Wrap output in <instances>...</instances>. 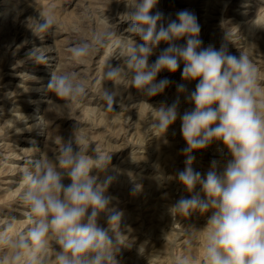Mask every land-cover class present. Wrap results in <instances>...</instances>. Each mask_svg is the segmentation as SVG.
<instances>
[{
    "label": "clouds",
    "instance_id": "9594fccd",
    "mask_svg": "<svg viewBox=\"0 0 264 264\" xmlns=\"http://www.w3.org/2000/svg\"><path fill=\"white\" fill-rule=\"evenodd\" d=\"M157 4L158 0H127L128 11L121 16L127 24L123 32L104 16L103 29L70 46V57L83 64L102 48L119 47L123 59L115 66L105 61L103 80L114 89L127 86L139 94L143 98L139 103L155 115L149 128L162 133L160 137L179 118L185 167L175 179L189 196L179 199L169 213L173 218L207 219L203 228L185 230L189 247L199 239V258L186 253L175 264H264V83L259 69L243 51L239 56L230 54L226 44L219 49L202 48L200 25L193 13L180 11L174 20L166 21L162 13L153 12ZM56 24L51 9L26 22L40 40L51 35ZM161 44L167 46L150 64L149 58ZM49 52V47L34 46L27 56L35 65H47ZM181 64L182 81L196 82L185 96L192 110L182 115L179 99L159 107L149 103L172 83L167 77L157 81L158 74H175ZM87 89L86 81L75 72L52 71L47 91L61 103L50 101V111L62 116L65 109L86 98ZM176 91L178 97L185 95V83L177 84ZM117 95L104 85L100 89L101 99L110 108ZM48 123L41 120L42 127ZM85 140L74 134L65 143L58 137L53 159L29 158L23 165L19 198L26 209L22 221L26 230H19L21 222L15 216L0 220V264H120L117 254L125 244L118 237L126 236L119 231L123 211L108 194L112 177L100 181L92 175L93 170L109 168L111 154H90L83 147ZM214 143L220 145L217 158L201 174L193 167L194 153ZM169 179L157 176L161 182ZM101 217L107 227L100 226Z\"/></svg>",
    "mask_w": 264,
    "mask_h": 264
},
{
    "label": "rangeland",
    "instance_id": "374dc122",
    "mask_svg": "<svg viewBox=\"0 0 264 264\" xmlns=\"http://www.w3.org/2000/svg\"><path fill=\"white\" fill-rule=\"evenodd\" d=\"M49 9L54 10L57 24L51 35L40 34L44 36L40 40L26 22L28 18L38 19L40 11ZM184 10L198 19L202 48L219 49L226 44L232 55L239 56L243 51L256 64L264 83V0H158L153 12L159 11L167 21ZM127 11V0H0V220L15 216L21 222L17 225L19 230H26L22 223L26 209L19 198L23 165L29 158L53 159L58 137L67 143L74 134L83 136V147L90 154H111L109 168L103 172L93 170L92 175L100 181L112 177L108 194L116 198L114 205L123 211L119 231L126 236L118 237L125 244L117 254L120 264H175L186 253L199 258V239H194L189 247L185 230L190 226L203 228L207 219L198 215L173 218L169 213L179 199L189 196L175 179L185 167L180 150L186 145L180 135L179 118L160 137L162 133L149 128L155 115L146 104L139 103L143 98L127 86L114 89L103 80L105 61L110 60L115 66L123 59L119 47L102 48L83 64L74 62L68 52L70 46L101 31L104 16L117 25L118 32H123L127 24L121 16ZM125 35L134 38L131 33ZM183 43L179 41L180 45ZM34 46L50 48L47 65H35L28 59ZM166 46L157 47L149 58L150 64ZM182 67L181 64L175 74H158L157 81L167 77L172 83L149 103L159 107L179 99L181 115L192 110L185 96L195 89L196 82L182 81ZM61 70L75 72L86 81L88 89L79 105H72L58 116L50 111L49 102H61L47 91V84L52 71ZM179 83H185L187 93L178 97ZM103 85L118 92L113 108L101 99ZM41 120L48 125L42 127ZM218 147L214 143L194 153L193 167L205 174L210 161L217 158L213 154ZM30 148L38 151L32 154L26 150ZM161 174L172 179L158 181ZM99 224L107 227L103 217ZM112 228L115 230L116 225Z\"/></svg>",
    "mask_w": 264,
    "mask_h": 264
},
{
    "label": "bare ground",
    "instance_id": "6f19581e",
    "mask_svg": "<svg viewBox=\"0 0 264 264\" xmlns=\"http://www.w3.org/2000/svg\"><path fill=\"white\" fill-rule=\"evenodd\" d=\"M6 15V14H5ZM208 19V18H207ZM239 29V28H238ZM264 51V50H263ZM187 93V92H186ZM189 104V103H188ZM219 148V147H218ZM217 149V148H216ZM213 151H215V150H213ZM217 151V150H216ZM216 151L214 152V154L213 153H211V154H213V156L215 155V157H216ZM206 152H207V150H206ZM212 152V151H211ZM203 155V154H202ZM201 161V160H200ZM178 235V234H177Z\"/></svg>",
    "mask_w": 264,
    "mask_h": 264
}]
</instances>
